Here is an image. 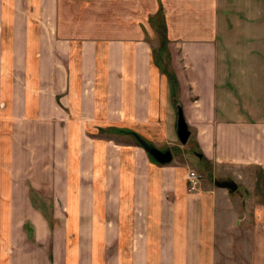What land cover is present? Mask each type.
<instances>
[{"label": "crops", "instance_id": "0c3cea01", "mask_svg": "<svg viewBox=\"0 0 264 264\" xmlns=\"http://www.w3.org/2000/svg\"><path fill=\"white\" fill-rule=\"evenodd\" d=\"M160 6L176 98L190 133L211 163L253 173L256 188L257 173L264 177V0H0V103H6L4 45L9 44L11 106L29 103L28 64L36 58L33 102L40 111L47 103L48 117L63 110L61 103L77 110L78 118L81 110L97 117L101 112L108 123L136 125L167 139L174 97L147 38ZM68 59L77 64L63 62ZM129 148L125 168L121 155L103 145L94 156L111 158L107 165L114 179L104 181L111 189L106 204L115 197L118 210L119 199L129 197L136 211L133 226L139 230L130 249L157 253L158 264H207L225 217L222 208H233L229 190L205 181L189 189L187 163L157 164L143 146ZM261 186L256 264H264V178ZM0 191L1 257L9 253L7 264H55L37 245L30 250L24 220L33 224L36 241L52 232L40 211L27 208L23 215L28 186L9 180L0 183ZM78 194L80 210L92 207V192Z\"/></svg>", "mask_w": 264, "mask_h": 264}, {"label": "rangeland", "instance_id": "374dc122", "mask_svg": "<svg viewBox=\"0 0 264 264\" xmlns=\"http://www.w3.org/2000/svg\"><path fill=\"white\" fill-rule=\"evenodd\" d=\"M150 23L154 32L147 38L152 46L154 63L171 75L168 81L175 112L173 125L170 126L171 136L161 140L136 125L108 123L109 120L101 112L97 117L93 112L88 115L86 110H81L80 119L77 110L64 107L61 103L58 104L63 110L57 109L54 117H48L47 103L40 111L37 103L33 102L36 58H31L28 64L29 103L11 106V103H7L12 77L8 56L10 45L5 44L2 98L6 103H0V183L14 180L23 187L28 186L29 201L25 200L22 204L23 215L27 208L40 211L52 232L43 242L36 241L33 224L24 220L23 228L31 241L30 250L37 245L55 264H158L157 253L149 252L145 256L130 249V242L136 238L134 234L139 230L133 226L136 211L129 197L119 199L118 206L115 204L118 210L114 207L115 197L108 198L106 204V193L111 189L104 187V181L106 178L107 182L114 179L109 176L110 167L107 165L111 158L104 155L95 159L94 156L95 153L100 155L103 145V148L121 155L120 161L125 168L129 146H142L139 139H143L162 150L169 148L173 153L169 163L185 162L189 171H196L198 184L194 189L199 188L203 181L214 185V179H233L237 183L235 190H229L228 198L233 208H222L225 217L216 228L214 252L206 254L209 257L206 263L256 264L255 233L260 232L255 217L256 197L263 196V173H257L255 188L253 173L243 172L236 165L211 163L191 133L185 143L180 142L175 132L178 100L169 49L167 43L163 44L159 19L154 15ZM37 50V44L31 45L32 55ZM63 62L72 63V66L77 64V60ZM105 98L101 95L99 102H104ZM146 154L151 162L161 164L147 151ZM81 185H87V188H80ZM188 188H192L189 179ZM79 190L82 193L92 192V207L88 204L80 210ZM110 202L113 204L110 205ZM112 207L114 213L110 210ZM4 210L6 207H3ZM112 217L118 220L111 221ZM115 223H118L116 229ZM23 248L26 250L27 246ZM7 254L1 257L0 253V264H7Z\"/></svg>", "mask_w": 264, "mask_h": 264}, {"label": "water", "instance_id": "95a60500", "mask_svg": "<svg viewBox=\"0 0 264 264\" xmlns=\"http://www.w3.org/2000/svg\"><path fill=\"white\" fill-rule=\"evenodd\" d=\"M176 114V134L180 142L185 143L190 135V129L184 117L182 106L178 102H176ZM139 141L145 150L157 161L164 163L171 160L172 152L169 148L162 150L143 139H139ZM214 183L217 186L226 187L228 190H235L237 188V183L233 179H214Z\"/></svg>", "mask_w": 264, "mask_h": 264}, {"label": "trees", "instance_id": "16d2710c", "mask_svg": "<svg viewBox=\"0 0 264 264\" xmlns=\"http://www.w3.org/2000/svg\"><path fill=\"white\" fill-rule=\"evenodd\" d=\"M155 16L159 19V22H160L159 26H160V29H161V32H162V35H163L162 36L163 37V44L166 45V43H167L166 27H165L164 15H163L161 6L159 7V9H158L157 13L155 14ZM166 75L168 76V78L171 77V75H169V74H166ZM174 80H175V78H174ZM175 84H176V81H174V85Z\"/></svg>", "mask_w": 264, "mask_h": 264}, {"label": "built area", "instance_id": "2783aa9c", "mask_svg": "<svg viewBox=\"0 0 264 264\" xmlns=\"http://www.w3.org/2000/svg\"><path fill=\"white\" fill-rule=\"evenodd\" d=\"M188 179L190 181V187L194 188L198 184V173L194 170L188 172Z\"/></svg>", "mask_w": 264, "mask_h": 264}]
</instances>
